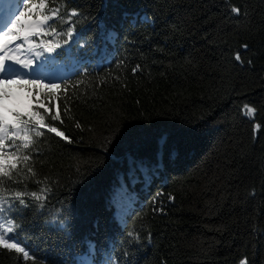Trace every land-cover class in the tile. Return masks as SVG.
Listing matches in <instances>:
<instances>
[{
    "label": "trees",
    "instance_id": "1",
    "mask_svg": "<svg viewBox=\"0 0 264 264\" xmlns=\"http://www.w3.org/2000/svg\"><path fill=\"white\" fill-rule=\"evenodd\" d=\"M47 4L78 13L73 37L50 21L32 39L61 47L20 55L62 73L23 79L59 85L31 99L64 136L42 129L2 185L48 192L0 228L28 253L0 245V264H76L89 243L95 264H264V0Z\"/></svg>",
    "mask_w": 264,
    "mask_h": 264
},
{
    "label": "snow or ice",
    "instance_id": "2",
    "mask_svg": "<svg viewBox=\"0 0 264 264\" xmlns=\"http://www.w3.org/2000/svg\"><path fill=\"white\" fill-rule=\"evenodd\" d=\"M19 4H23L24 11L19 10ZM0 15V228H4L5 223L7 227L5 232L10 234L14 232V228L19 225H14L12 217L19 214L21 207L27 208L25 197H30L35 201L41 202L38 207L43 208V201L46 200V193L48 189H41L40 193L26 192V191H12L5 195L7 189L2 187L6 181L18 183L14 179V174L19 175L20 165L27 167V162L30 161L29 155L22 153L28 150L34 143L35 139L43 135L42 129H47L50 132L56 133L58 136H64V133L57 130L55 127H50L46 123L45 114L41 113L39 109L43 108L45 113L52 121L60 119L59 112L53 113L43 102H32L34 92L39 93L41 89H55L58 84H44L43 79H23L25 75L30 73L23 72L22 69H32V59L21 58L20 53L26 51H35L43 48L44 51L52 53L55 49L60 48V43H53L52 40H42L41 43H36L33 37L37 36H53L58 35V29L52 27L51 22L64 20L67 27V36L73 37L75 25L74 18L78 15L75 10L70 13H65V17L61 16L59 7L52 8L45 14L48 9L47 0H39V3L30 4L25 0H18V4L13 7L12 0H0V9H5ZM19 11V15L15 13ZM233 12L239 13L238 8H233ZM34 15V19L25 20L27 15ZM15 15V20L12 16ZM11 25L8 27V25ZM7 28V31H4ZM21 40L23 43H16L11 47L15 41ZM68 44V40L63 41ZM27 44V49H25ZM247 48V45L244 46ZM43 55L42 52L36 51V57ZM236 60H240L239 53L236 54ZM11 62V63H10ZM20 65V67H17ZM135 71V69H133ZM13 88L17 90H26L27 95L21 97L18 93H14ZM246 112L249 116H254L256 109L245 105ZM259 127V125H257ZM67 139V137H65ZM28 173L34 175L32 168H27ZM59 212V210H57ZM53 220H58L63 224L64 221L58 216H53ZM132 236V233H129ZM16 238L13 235L0 234V245L8 249H15L18 252L24 253L25 258L28 253L24 248L14 241ZM95 253V245L89 243V252L81 258L82 264H95L93 259ZM105 264H115L111 254L106 255ZM241 264H246L242 261Z\"/></svg>",
    "mask_w": 264,
    "mask_h": 264
},
{
    "label": "bare ground",
    "instance_id": "3",
    "mask_svg": "<svg viewBox=\"0 0 264 264\" xmlns=\"http://www.w3.org/2000/svg\"><path fill=\"white\" fill-rule=\"evenodd\" d=\"M43 65V63L40 61V62H36V64L32 65L31 68L32 69H36V71H31L30 69H26L28 72L32 73V74H35L36 77H39V76H47V77H52V71L56 69V65H54L53 67H48L46 65V67L48 68V72L47 73H43L39 67H41ZM57 71V70H56Z\"/></svg>",
    "mask_w": 264,
    "mask_h": 264
},
{
    "label": "rangeland",
    "instance_id": "4",
    "mask_svg": "<svg viewBox=\"0 0 264 264\" xmlns=\"http://www.w3.org/2000/svg\"><path fill=\"white\" fill-rule=\"evenodd\" d=\"M3 11L4 9H0V11ZM0 15H1V13H0ZM11 63V62H10ZM33 75H35V74H33ZM16 93H18L21 97H23V96H26L27 95V93H25V92H16ZM83 251V250H82ZM77 252L76 254H75V256H77L78 255V253H79V255L76 257V260H77V264H82V261H81V258L82 257H84L86 254H84L83 252ZM102 260H100V262H101ZM102 263L103 264H105V262L104 261H102Z\"/></svg>",
    "mask_w": 264,
    "mask_h": 264
}]
</instances>
